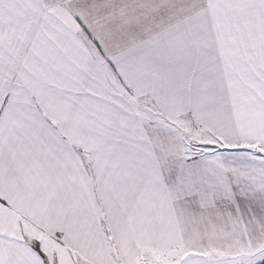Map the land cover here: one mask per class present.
<instances>
[{
  "label": "snow or ice",
  "instance_id": "obj_1",
  "mask_svg": "<svg viewBox=\"0 0 264 264\" xmlns=\"http://www.w3.org/2000/svg\"><path fill=\"white\" fill-rule=\"evenodd\" d=\"M0 264H264V0H0Z\"/></svg>",
  "mask_w": 264,
  "mask_h": 264
}]
</instances>
